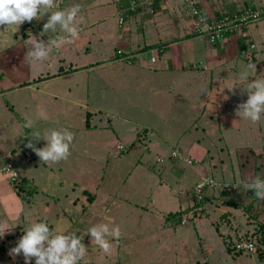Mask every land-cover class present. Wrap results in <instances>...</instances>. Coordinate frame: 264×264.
Instances as JSON below:
<instances>
[{
	"label": "rangeland",
	"instance_id": "rangeland-1",
	"mask_svg": "<svg viewBox=\"0 0 264 264\" xmlns=\"http://www.w3.org/2000/svg\"><path fill=\"white\" fill-rule=\"evenodd\" d=\"M242 1L238 3L243 5ZM183 23L186 24L185 21ZM13 28H16L14 35L17 34L20 40L24 39V34L30 33L24 23L13 25ZM10 30L11 26L0 27V50L12 44L13 37L7 38ZM144 31L150 36L157 33L155 25L147 26ZM219 44L212 45L203 38H191L180 44L186 54L189 52L190 62H196L194 65L199 67L192 69L185 63L183 70L187 71L178 73L175 89L178 93H186L184 87L192 86L188 92L200 100V108L206 109L203 110L205 119H200V122L197 119L187 121L188 108L193 105L175 102L176 98L167 95L162 87V99L161 94L154 96V92L148 90V96H140L136 100L134 76L130 78V84L122 79L121 64L115 63L114 69L111 64H99L95 71L85 73L79 68L89 64L90 58L76 59L73 67L77 69L72 72L68 57L55 54L54 51H60L55 48L45 59L51 60V64L35 66L34 63L33 67L40 70L43 78L59 76L56 75L58 71L67 74L39 87L42 96L37 91L23 88L27 84L20 81L17 90L1 97V103L9 100L7 108L16 117L20 112H14L12 107L16 109L27 103L33 105L29 112L23 114L27 117L24 123L31 119L34 124L32 128L24 129V151L32 150L26 145L36 132L43 135L50 129H66L74 134V140L67 160L45 163L46 167L39 166L36 170L33 165L26 164L28 156L18 153V147L10 151L13 167L33 182L36 192L26 200L24 193L10 189L9 177H4L6 192L11 191L6 198L12 196V201L7 199V203H12V208L7 210L3 201L0 202V223H4L5 230H10L8 237H17L11 227L20 226L24 221L25 226L18 231L27 229L32 223L46 222L54 233L76 232L83 237L82 242L88 249L79 264H264V259L259 258V253H264V199H258L253 191L243 187L256 176L264 179V114L255 123L243 118L242 114L237 115V106L248 99L245 89L251 78L256 79L262 72L260 67L256 71L248 70L245 58L230 61L229 66L224 56L221 64L206 70L205 67L215 61L216 52L222 51L223 43ZM98 48L102 49L101 46ZM14 52L6 53L0 60L6 75L14 73ZM160 53L159 49L152 54L143 50L142 57L150 61L153 56L157 60L156 67ZM14 54L17 56L16 52ZM110 55H113L112 50ZM245 71L248 72L247 79H242L241 73ZM192 73L197 74L196 77H190ZM139 77L135 78L137 82ZM166 82L168 85L169 81ZM233 85L237 87L235 94L226 88ZM218 91L230 101L228 107L235 114L231 122L234 128L223 127V123L218 125L220 114H215L219 110L216 98L212 97L208 105L209 95ZM171 101L175 104L171 105ZM35 104L52 111L59 109L61 113L50 112L41 116L33 110ZM227 114L221 112V116ZM58 118H64L65 124L58 123ZM89 123L91 126L96 124L98 129H85ZM104 126L108 128L103 130ZM143 127L149 129L146 138L143 137L146 132ZM118 140L126 148L130 145L124 156L118 149L116 154L113 153L119 145L116 144ZM198 140L200 144L192 145ZM34 143L36 147L43 148L47 142L40 139ZM189 149L201 151L195 157L192 151L187 154ZM173 151L187 156L192 167L182 160L170 159ZM30 169H34V175L28 172ZM203 177L222 185L230 184L231 191H222L224 185L214 189L212 195L206 191L202 198L205 201H191V189ZM160 193L167 197V201L162 200ZM195 203L198 205L192 207ZM183 210L184 214L190 212L192 215L185 224L179 222L178 215L165 221L168 213ZM52 212H66L67 216L51 219ZM96 223H107L110 228L120 227L119 240L107 237L112 245L110 253L92 244L90 234H86ZM7 239L0 242V264H25L22 254L13 258L9 251L2 249ZM17 242L18 239H9V249L14 248ZM241 242L252 243L254 252L239 254L235 246ZM32 264H35V258Z\"/></svg>",
	"mask_w": 264,
	"mask_h": 264
},
{
	"label": "crops",
	"instance_id": "crops-1",
	"mask_svg": "<svg viewBox=\"0 0 264 264\" xmlns=\"http://www.w3.org/2000/svg\"><path fill=\"white\" fill-rule=\"evenodd\" d=\"M197 1L200 8L210 18L218 19L228 13H234L236 11L243 10L244 8H259L264 6V0H243V5L239 3L234 4L231 2V0ZM121 3H125V0H121ZM55 4L56 7L49 11L65 10L73 4H79L81 6V11L79 13L81 15L78 16V27L80 30L79 38L77 39V41L66 42L61 45L58 48V50L60 51H54V53L58 56H64L66 58L68 57L67 59L71 66L69 67V69L72 72L73 70L77 69V67H73V62L76 59L84 60L86 58H90L89 64L82 65L79 68L85 73L95 71V66H98L99 64H111L113 69L115 63L121 64L120 66L122 70V79L128 81V84H130L131 79H133L131 77L134 76V88L136 89L134 98L136 100L137 97L148 96V90L154 92V96L157 94H161L160 87H162L168 92L167 95L169 94L171 95V98H173V96L176 98H173L175 102L182 101L187 106L189 104L193 105L190 109L188 108L185 118L187 121L189 119H197L198 122H200V119H205L203 110L205 111L206 109H204V107L200 108L198 105L200 100H198L196 96L188 92V90L192 86L189 85L187 87H184V89H187L186 93H178V91H176L175 89L177 86L176 78H178L179 76L178 73L187 71V69L183 70V66L185 63L190 65L192 69L199 67L198 64L194 65V63L196 62H190V60L188 59L189 52L186 54L180 47V44L182 42L190 41V39H193V37L186 38L185 34H188L187 27H189L190 18H186L183 16L182 11L178 7L177 0L167 1V4L163 7V10L157 16H155L150 23L141 22V20L136 17V15L126 14L125 23L122 26H119L118 24V16L116 12L119 4L116 3L115 0H55ZM50 14L51 13H47L44 15V10L42 9L40 13L42 18H40V22L38 24L39 26L37 25L38 28H35L34 30L32 29L29 35L24 34V39L20 40V38L16 36L17 34L14 35V33H16V28H13V25L11 26V30L7 32L9 35H7V38L12 36L13 42L12 44H9L7 47L0 50V60L4 59L6 53H9L10 51H15L17 56L14 54V52L12 59V65L14 68L13 75H6L2 70V67L0 66V99L3 95H10L13 90H17V87L20 85H18L17 83H19L20 81H23V83L27 84L25 86H22L23 88H26L30 92L37 91L39 93V87L50 81H54L55 79L64 78L65 74H67L65 72L63 73V71H58L56 75L59 76H54V78L46 79L42 77V73H39L40 70L35 69L33 65L34 63L35 66L48 65L49 62V64H51V60L32 61L31 63L24 60L25 54L27 53L28 49L31 47L32 43L35 42L34 38H36L37 40L43 39L44 42L47 43L49 40V36L54 37L55 34L52 33H49L43 37L40 36L43 25L47 22ZM183 21H185L186 24H184ZM149 25H155V28L157 30L155 36L147 35V32L144 31V28H147V26ZM17 31L22 32L21 29L18 30V28ZM56 34L62 35V32H60L59 28L57 29ZM221 43H223L222 51L216 52L217 54L215 56V61L211 66L205 65L206 70L213 69L221 64V58L222 56H224V61L227 62L226 64H229V66L230 61L239 60L242 58H245V60L248 59L246 60L247 64H255L256 68L260 67V72L264 74V19L251 26H247L246 29L242 30L239 33L228 36ZM99 46H101L102 49L98 48ZM156 49H159L161 51V57L159 64L154 67V65L157 63V60L155 59L154 61H151L153 57L152 56L149 61L147 59H144L142 55L143 50H146L147 54H152ZM110 50L113 51V55H110ZM118 51H120L121 54H118ZM226 64L223 66H226ZM165 72H168L169 75H166ZM170 73H173V75L171 76ZM138 75L140 76L139 82H137V80L135 79ZM163 75H165L164 78ZM192 75L196 77L197 74L192 73L190 77H192ZM140 78L142 79L140 80ZM257 78H260V76H258ZM252 80L253 79L251 78V81ZM152 81L153 83H150ZM166 81H169L168 85L165 84L167 83ZM137 83L139 84L137 85ZM52 95L54 96V94ZM212 97L216 98L217 101H219V106H217L219 110L215 112L216 116L220 114V119L218 120L216 118L218 121V125H221V123H223V127L234 128V125L231 124V122L235 118V114L234 111H232V113L228 110L230 108L228 107L230 101L226 99L224 93L218 91L209 95V98L207 100L208 105L210 104V102H212ZM162 98L163 95L162 97H160V99ZM175 102L171 101L170 104L173 105L175 104ZM8 103L9 100H5L2 103L0 102V168L5 163L10 162L13 170L17 171V169L13 167L14 163H11V157L13 156L10 155V151L13 149V147H18V153H30H27L29 155L28 162L26 160L25 161L27 162V165H33L35 170L38 169L37 167L39 166L46 167L44 162H42L43 164L39 162L38 156L33 150L24 151V145L22 144V141H24L23 132L26 128L24 127V122L27 119V117H25V115L23 114L29 112V109L33 106L32 103H27L24 105L21 104L16 109L14 108V112H20L19 117L12 115L11 111H9V109L7 108ZM136 106L137 105L135 103L134 107ZM33 110L38 114H41V116L49 114L50 112L61 113L59 109L56 111H52L50 108H46L43 105L39 106V104H35ZM221 112H227L228 114L221 116ZM45 117H48V115H46ZM124 119L125 118H123V121ZM59 121H61L63 124H65L66 122L64 118L62 120H59L58 118L57 122L59 123ZM92 123L86 124V127L84 126L85 129L89 128L87 130L94 131L92 129L95 128V130H97L98 126L96 124L91 126ZM225 123L228 124L226 125ZM107 128L108 127L106 126L102 127L103 130ZM199 128L201 127L199 126ZM143 129L146 130L143 135V137L146 138L149 129L147 127H143ZM137 138L139 137L137 136ZM118 143L121 144L120 140H118L116 144ZM198 144H200L199 140L192 143V145ZM124 147L125 146H123V148ZM198 148L200 147L198 146ZM116 151L118 152L117 148L115 149V151H113V153L116 154ZM190 151L194 152V154L196 155L195 157H197L198 153L201 150H186L188 155ZM203 152L204 151L202 150V154ZM17 157L20 156L17 155ZM34 169H30L28 170V172L34 175ZM17 172L19 173V171ZM0 174L1 177H3V180H0V202L3 201V203L1 202L4 205L3 207L9 210L12 208V203L8 204L7 199H10L12 201V196L6 198V195L11 191L9 190V192H6L5 189L6 182L4 177L7 176L2 174L1 171ZM176 175L180 174L176 173ZM10 189L12 190V185H10ZM160 195L163 201H167V197L164 194L160 193ZM85 212H87V210ZM55 214L56 213L54 212L50 214L51 219L52 217H54V219L58 220L60 217L67 216L66 212L62 214L57 213L56 215L58 216H55Z\"/></svg>",
	"mask_w": 264,
	"mask_h": 264
},
{
	"label": "clouds",
	"instance_id": "clouds-1",
	"mask_svg": "<svg viewBox=\"0 0 264 264\" xmlns=\"http://www.w3.org/2000/svg\"><path fill=\"white\" fill-rule=\"evenodd\" d=\"M55 7V0H0V27L20 26L26 21L31 22L33 19H37L38 22V19L42 18L40 15L42 9L44 15L51 13L43 25L40 36L43 37L52 33L55 34L54 37L49 36L47 43L43 39L34 38L35 42L25 54V61L29 63L43 61L53 51L54 47L58 49L64 43L79 38L78 15L81 6L73 4L65 10L49 11ZM37 22L32 25L33 27L29 25L30 23L25 24V27L27 26L25 29L27 31L35 29ZM58 28L63 35L56 34ZM247 69L256 71V65L249 64ZM247 76V71L241 73L242 79H247ZM226 88L235 94L237 87L233 85ZM245 90L248 92V99L237 106V115L242 114L243 118L254 123L258 122L264 114V74H261L260 78L253 79ZM225 97L228 99L227 96ZM33 126L31 119H28L24 125L26 128ZM40 139L47 142L43 148L36 147L34 143ZM73 140L74 134L66 129H50L43 135L39 132L34 133L26 147L32 149L41 162L58 163L67 160L71 155L70 145ZM243 187L245 190L253 191L258 199H264V179L259 176H256L250 183H245ZM6 232L8 231H5L4 224L0 223V238ZM86 234H90L92 244L99 246L103 252L110 253L112 245L107 237L119 240L121 230L118 225L110 228L107 223H96L87 230ZM82 241L83 237L78 236L76 232L54 233L46 222H36L24 231L17 245L9 250V255L15 258L22 254L25 264H32L33 258H35V264H79L88 251Z\"/></svg>",
	"mask_w": 264,
	"mask_h": 264
},
{
	"label": "built area",
	"instance_id": "built-area-1",
	"mask_svg": "<svg viewBox=\"0 0 264 264\" xmlns=\"http://www.w3.org/2000/svg\"><path fill=\"white\" fill-rule=\"evenodd\" d=\"M116 3H120V0H115ZM155 0H129V4L127 7H123L121 5L117 8V16H118V24L122 26L125 23V16L126 14H133L136 15L137 9H144V7H152L154 5ZM240 0H231L232 3L237 4ZM180 4L184 9L189 10L191 15L193 16V32L200 37L205 38L209 41L212 45L223 42L228 36L234 35L236 33L241 32L242 30L246 29L247 26L250 24L257 22L260 20L261 17L264 16V6L259 8H244L243 10L236 11L234 13H228L223 17L216 19V18H208L204 13L203 10L198 5L197 0H179ZM142 9V10H143ZM131 14V15H132ZM264 18V17H263ZM261 18V19H263ZM37 22V19H33L29 22L30 26ZM118 54H121L118 51ZM151 61H154L152 58ZM117 149L119 152L123 150L122 145H118ZM27 156H29L26 153ZM171 159L175 160H182L183 163L186 165H190L192 167V162L187 156H183L179 152H171L170 154ZM163 161V160H161ZM0 171L2 174L9 177L10 185H14V182L18 178V172L13 170L10 163L4 164ZM225 185V186H224ZM218 183L215 180H209L206 177H203L202 181L197 183L191 189V196L193 200L197 202H201L203 196L206 194L207 190L217 189V187L224 186L222 191H231L230 184ZM233 188V185H231ZM228 187V188H227ZM190 214V216H185ZM192 218L191 213L183 214L179 220L182 224H185ZM188 220V221H187ZM235 248L237 250H242L244 252L252 253L254 252L255 246L252 243H238Z\"/></svg>",
	"mask_w": 264,
	"mask_h": 264
},
{
	"label": "trees",
	"instance_id": "trees-1",
	"mask_svg": "<svg viewBox=\"0 0 264 264\" xmlns=\"http://www.w3.org/2000/svg\"><path fill=\"white\" fill-rule=\"evenodd\" d=\"M123 1V0H122ZM167 1H169V0H155L154 1V5L152 6V7H144V9L142 10V9H137L136 10V17H138L140 20H141V22H143V23H150L152 20H153V18L155 17V16H157L162 10H163V7L167 4ZM177 2H178V7H179V9L182 11V13H183V16L184 17H186V18H190V24H189V27H187L188 28V34L186 33V31H185V35H186V38H188V37H200V36H198L197 34H195L194 32H193V16L191 15V13L189 12V10H187V9H184L183 7H182V5L180 4V2H179V0H177ZM128 4H129V1L128 0H125V3H122V5L123 6H128ZM255 9V8H254ZM203 13L208 17V18H210L204 11H203ZM130 14V13H129ZM132 14V13H131ZM264 17V16H263ZM263 17H261V18H263ZM260 18V20H263V19H261ZM216 19H218V18H216ZM39 22H40V19H38V22H37V24H36V26L39 24ZM29 23V22H28ZM27 23V24H28ZM25 24H26V22H25ZM25 24H24V26H25ZM26 24V25H27ZM39 26V25H38ZM173 39H176V38H173ZM217 44H219V43H217ZM216 44V45H217ZM246 60H248V59H246ZM227 107V106H226ZM228 109V108H227ZM12 110L14 111V107H12ZM229 111H231V108H229L228 109ZM233 113V112H232ZM231 113V114H232ZM132 145H134L135 146V142H133L132 143ZM130 149V145H129V147L128 148H126V147H124V149L121 151L122 152V156L123 155H125L127 152H128V150ZM120 154V153H119ZM10 163V162H9ZM12 188H13V190H15V191H17L19 194L20 193H24L25 194V196H26V200H27V198H29V197H32L33 196V194L36 192V188L34 187V184H31V182H30V180L27 178V176L25 175V174H23V173H18V178H17V180L14 182V185L12 186ZM207 193H209L210 195H212V193H213V191L212 190H207ZM204 196H206V195H204ZM204 201L206 200V199H203ZM207 200H208V198H207ZM196 205H198L197 203H195L194 204V206H192V207H196ZM236 207H239V206H236ZM184 214V210L183 211H178V212H176V213H168L167 214V216L165 217V221H168V219L169 218H172V219H174V216L176 217V215H178L177 217H180L181 218V216ZM180 218H178L179 220H180ZM25 222L26 221H24V223L22 224V225H20V226H14V225H12V227L11 228H13L14 230H15V233H17L16 235H17V237H15V236H12L13 238H9L8 236H10V233H5V237H2V238H0V242L2 241L3 242V240L2 239H7V241L5 242V244H4V246H3V248L2 249H4L5 250V252H8L10 249H9V246L7 245V242L9 241V239H13V240H15V239H20L21 237H22V235L24 234V231L26 230V229H20V231H18L17 229L18 228H23L24 226H25ZM174 226V225H173ZM262 226L264 227V221H263V224H262ZM218 229V228H217ZM23 230V231H22ZM5 231H10V230H8V229H6ZM237 250V249H236ZM243 251L242 250H238V253L240 254V253H242ZM259 258L260 259H264V253L263 252H261V253H259ZM198 264H200V263H198ZM204 264H209L208 262H204Z\"/></svg>",
	"mask_w": 264,
	"mask_h": 264
}]
</instances>
